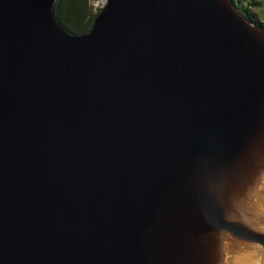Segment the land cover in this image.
Listing matches in <instances>:
<instances>
[{
  "label": "water",
  "instance_id": "obj_1",
  "mask_svg": "<svg viewBox=\"0 0 264 264\" xmlns=\"http://www.w3.org/2000/svg\"><path fill=\"white\" fill-rule=\"evenodd\" d=\"M0 0V264H264V30L233 0Z\"/></svg>",
  "mask_w": 264,
  "mask_h": 264
},
{
  "label": "trees",
  "instance_id": "obj_2",
  "mask_svg": "<svg viewBox=\"0 0 264 264\" xmlns=\"http://www.w3.org/2000/svg\"><path fill=\"white\" fill-rule=\"evenodd\" d=\"M241 14L252 24L264 30V22L254 10L258 1L248 3L247 0H233ZM93 0H57L55 11L61 23L71 32L79 34L89 31L97 14L92 8ZM247 2L245 5L244 3ZM90 5V6H89ZM89 9L91 11L89 12Z\"/></svg>",
  "mask_w": 264,
  "mask_h": 264
},
{
  "label": "rangeland",
  "instance_id": "obj_3",
  "mask_svg": "<svg viewBox=\"0 0 264 264\" xmlns=\"http://www.w3.org/2000/svg\"><path fill=\"white\" fill-rule=\"evenodd\" d=\"M253 1H255V0H247L248 3H252ZM256 1H258L259 5H254L253 8L259 14V17H260L261 21L264 22V0H256ZM247 2H245L244 5ZM92 8H93V3H92ZM90 11H91V9H89V12Z\"/></svg>",
  "mask_w": 264,
  "mask_h": 264
},
{
  "label": "built area",
  "instance_id": "obj_4",
  "mask_svg": "<svg viewBox=\"0 0 264 264\" xmlns=\"http://www.w3.org/2000/svg\"><path fill=\"white\" fill-rule=\"evenodd\" d=\"M93 9L96 12H101L108 4V0H93Z\"/></svg>",
  "mask_w": 264,
  "mask_h": 264
}]
</instances>
